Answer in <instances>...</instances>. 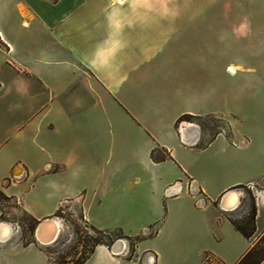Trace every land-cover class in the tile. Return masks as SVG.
<instances>
[{"label":"crops","instance_id":"crops-1","mask_svg":"<svg viewBox=\"0 0 264 264\" xmlns=\"http://www.w3.org/2000/svg\"><path fill=\"white\" fill-rule=\"evenodd\" d=\"M242 8L240 0H0V136L8 137L0 190L38 221L59 222L65 204H77L109 239L82 264H236L256 239L232 223L246 204L239 215L237 205L220 206L226 190L241 202L254 185L252 233H264L256 196L264 34H253ZM10 10L21 26L37 16L38 39L15 37ZM250 32L247 49L225 64V40ZM187 115L195 121L179 124ZM210 116L222 122L212 135L196 122ZM8 215L0 206V221ZM117 239L124 248L114 253ZM41 245L0 242V264L16 255L46 264Z\"/></svg>","mask_w":264,"mask_h":264},{"label":"rangeland","instance_id":"rangeland-1","mask_svg":"<svg viewBox=\"0 0 264 264\" xmlns=\"http://www.w3.org/2000/svg\"><path fill=\"white\" fill-rule=\"evenodd\" d=\"M33 2V5L38 0H30ZM243 8L239 11V17L250 19L253 23L252 32L253 34H264V0H240ZM36 12L38 13V8H36ZM10 17L15 37L20 35L28 36L30 35L32 39L40 35V29L38 24V18L33 14V19L29 25L24 26L20 24V18L17 13H14L10 10ZM250 36H244L241 33V41L238 43L234 40L233 44L230 41V45L226 43L225 40V56L224 63L230 60V56L232 53H236L237 50L239 52L245 51L248 47ZM36 40V39H35ZM35 43L33 42V45ZM228 45V46H227ZM233 45V46H232ZM229 72H232L233 69L231 66L227 67ZM228 74V73H227ZM185 122H194L193 118H184L179 121V124ZM184 122V123H185ZM200 125L201 129L207 132L209 135H212L219 126L222 125L219 119L214 117H206L204 119L196 120ZM224 124V123H223ZM7 139L8 137L1 135L0 136V157H3L5 154V149L7 147ZM168 192L174 191V189H167ZM244 197L241 199L240 204L235 208V215L242 214L244 204L247 205L246 213L243 214V218L236 219V221L242 222V225L247 230V232H251V225L246 222L249 220L251 213L253 212V208L255 205V196L254 193L246 187L242 188ZM0 206L2 208L3 213H9L8 216H4L7 221L11 223H15L18 227H16L14 234L9 238V241L20 240L23 243L28 241H36L34 237V230L37 227L40 221L34 220L26 214L19 211L14 205L8 200L4 199L0 196ZM234 215V214H233ZM57 217L59 218V231L55 240L49 245H41L43 251L46 253L48 260L46 264H79L81 263L86 256L89 254L93 246L97 242L101 241H109L107 236L92 228L82 217V214L77 206V204L71 205V203L65 204L62 208V211H59ZM4 220V221H6ZM142 221V218L135 219L134 230H136L138 224ZM154 232V228L148 231V234H152ZM255 237L256 244L255 250L252 254L251 260H256L262 250H264V233L263 234H253L250 236ZM133 240L130 241L132 245ZM6 248H1L2 255L5 254ZM18 256L16 255L14 260L9 264H20L18 263ZM5 260V259H4Z\"/></svg>","mask_w":264,"mask_h":264},{"label":"bare ground","instance_id":"bare-ground-1","mask_svg":"<svg viewBox=\"0 0 264 264\" xmlns=\"http://www.w3.org/2000/svg\"><path fill=\"white\" fill-rule=\"evenodd\" d=\"M19 170V168L16 169L17 172H19ZM239 203L240 194L238 191H234L225 198V201L223 202V208L226 210H232L236 207V205L238 206ZM41 221H43V223L38 228H35V235L38 238L36 241L42 245H49L55 240L57 236L59 231V223L55 219H44ZM0 223V242L7 241L11 237L12 226L9 222L4 220L0 221ZM122 248L123 242L120 240V243L115 247L114 252H121Z\"/></svg>","mask_w":264,"mask_h":264},{"label":"trees","instance_id":"trees-1","mask_svg":"<svg viewBox=\"0 0 264 264\" xmlns=\"http://www.w3.org/2000/svg\"><path fill=\"white\" fill-rule=\"evenodd\" d=\"M184 118H192V116H190V115L183 116V117H181V120L184 119ZM0 196L3 197L4 199H8V196H6L1 190H0ZM254 215H255V208H253V212L251 213L249 220L246 222L247 224L251 225V232L250 233L247 232V230L244 228V226L242 225V222H239V221H236V220L232 221L234 227L241 234H243L245 237H249L250 234L254 230ZM97 243H99V242H97ZM254 250H255V245L251 249H249L236 264H258L264 258V250H262L260 252V254H259V256H258V258L256 260H251V257H252V254H253ZM83 261L81 263H79V264H82Z\"/></svg>","mask_w":264,"mask_h":264},{"label":"water","instance_id":"water-1","mask_svg":"<svg viewBox=\"0 0 264 264\" xmlns=\"http://www.w3.org/2000/svg\"><path fill=\"white\" fill-rule=\"evenodd\" d=\"M234 191H237V190H236L235 188H231V189L226 190V191L221 195V197H220V199H219V204H220V206H221L222 208L224 207V206H223V202L225 201V198H226L229 194L233 193ZM223 209H225V208H223ZM42 223H43V221L39 222L36 228H38ZM0 225H1V223H0ZM34 237H35V239H38V238L36 237V235H35V230H34ZM119 243H120V239H117V240H115V241L113 242V244H112V246H111V251H112V252L115 251V247H116ZM123 245H124V244H123ZM123 248H124V247H123ZM122 251H123V249H122Z\"/></svg>","mask_w":264,"mask_h":264},{"label":"built area","instance_id":"built-area-1","mask_svg":"<svg viewBox=\"0 0 264 264\" xmlns=\"http://www.w3.org/2000/svg\"><path fill=\"white\" fill-rule=\"evenodd\" d=\"M247 186L250 188V189H253L254 185L252 183H248ZM256 196H259L260 198H263L264 197V193L261 192V191H256ZM200 201H203V199H200ZM11 226H12V234L11 236L14 234L15 232V229L16 227H18L15 223H10ZM115 253V252H114Z\"/></svg>","mask_w":264,"mask_h":264}]
</instances>
